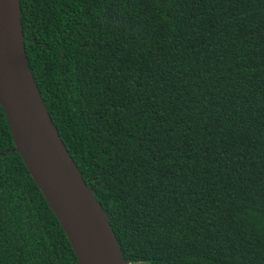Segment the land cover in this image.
I'll return each mask as SVG.
<instances>
[{
  "label": "trees",
  "instance_id": "obj_1",
  "mask_svg": "<svg viewBox=\"0 0 264 264\" xmlns=\"http://www.w3.org/2000/svg\"><path fill=\"white\" fill-rule=\"evenodd\" d=\"M29 68L127 264H264V0H20ZM0 264H79L0 105Z\"/></svg>",
  "mask_w": 264,
  "mask_h": 264
},
{
  "label": "water",
  "instance_id": "obj_2",
  "mask_svg": "<svg viewBox=\"0 0 264 264\" xmlns=\"http://www.w3.org/2000/svg\"><path fill=\"white\" fill-rule=\"evenodd\" d=\"M20 0H0V105L15 149L79 264H127L107 215L85 184L28 65Z\"/></svg>",
  "mask_w": 264,
  "mask_h": 264
}]
</instances>
